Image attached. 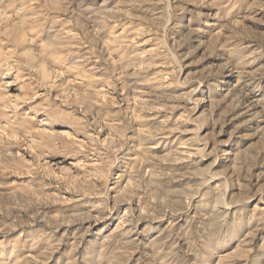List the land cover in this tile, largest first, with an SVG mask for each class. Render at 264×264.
<instances>
[{"label":"rangeland","instance_id":"rangeland-1","mask_svg":"<svg viewBox=\"0 0 264 264\" xmlns=\"http://www.w3.org/2000/svg\"><path fill=\"white\" fill-rule=\"evenodd\" d=\"M0 264H264V0H0Z\"/></svg>","mask_w":264,"mask_h":264}]
</instances>
